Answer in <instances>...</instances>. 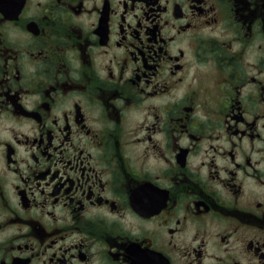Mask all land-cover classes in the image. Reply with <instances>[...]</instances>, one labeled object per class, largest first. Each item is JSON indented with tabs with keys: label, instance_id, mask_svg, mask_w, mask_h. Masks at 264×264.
Listing matches in <instances>:
<instances>
[{
	"label": "flooded vegetation",
	"instance_id": "1",
	"mask_svg": "<svg viewBox=\"0 0 264 264\" xmlns=\"http://www.w3.org/2000/svg\"><path fill=\"white\" fill-rule=\"evenodd\" d=\"M0 264H264V0H0Z\"/></svg>",
	"mask_w": 264,
	"mask_h": 264
}]
</instances>
